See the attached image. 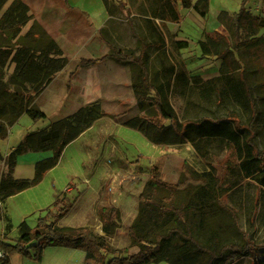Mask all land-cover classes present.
I'll use <instances>...</instances> for the list:
<instances>
[{
	"label": "trees",
	"instance_id": "1",
	"mask_svg": "<svg viewBox=\"0 0 264 264\" xmlns=\"http://www.w3.org/2000/svg\"><path fill=\"white\" fill-rule=\"evenodd\" d=\"M100 1L109 16L125 14L132 30L131 11L134 9L145 17L150 42H145L133 31L137 37L138 55L135 50L111 46L108 55L82 59L79 65L112 58L137 66L138 73L131 79V89L140 115L125 119L123 126L138 132L152 145L188 144L203 167L198 170L183 162L173 185L161 181L156 166L150 168L149 180L138 197L137 215L127 228L130 242L136 248L134 252L113 249L106 240L119 228L117 208L99 210L104 238H93L86 227L57 225L71 209L66 198H61L36 219L34 227L22 222L18 241L10 242L0 236L3 254L0 264H12V257L18 254L40 263L48 247L81 250L83 264H241L244 259L246 264H264V151H260L254 142L258 113L245 74L242 70L234 77L222 72L221 76L204 81L198 76H190L184 66L180 67L181 62L165 65L164 49L168 45L176 56L189 46L188 41H178L170 36L166 24L180 22L178 7L192 9L205 19L210 0H197L194 4L191 0ZM261 1L264 4V0ZM6 4L7 8L1 13ZM246 4L247 0H242L238 12L230 15L221 11L217 16L237 52L242 45L250 48L254 41L262 40L256 36L264 29V17L253 16ZM156 23L158 27H155ZM27 25L28 29L22 33ZM99 34L105 39L103 29ZM219 40L216 35L199 40L201 56L227 54L229 49L219 50ZM147 50L155 51L161 66L152 73ZM67 63L57 43L34 19L24 2L0 0V141L8 137L10 129L23 115L34 123L46 119L35 100ZM73 75H69V80ZM188 89L195 91L201 105L237 106L248 116L246 124L241 123L235 111H227L219 118L179 119L169 94L174 90L178 96L187 99ZM104 116L100 103H90L41 129L26 132L14 153L22 156L51 152L50 157L35 163L33 182L38 183L57 165L64 148ZM124 116L111 117L119 121ZM223 150L228 151L233 160L219 162L222 169L218 171V164H213L210 156ZM223 173L229 176L223 178ZM241 214H247L248 222L253 224L252 232L238 228ZM255 221L259 223V229L255 227ZM260 236L261 240H257Z\"/></svg>",
	"mask_w": 264,
	"mask_h": 264
},
{
	"label": "rangeland",
	"instance_id": "2",
	"mask_svg": "<svg viewBox=\"0 0 264 264\" xmlns=\"http://www.w3.org/2000/svg\"><path fill=\"white\" fill-rule=\"evenodd\" d=\"M11 1V0H10ZM75 3V6L80 10L87 11L92 15L93 18L99 20L101 19L102 5L99 0H72ZM242 0H210L208 15L205 22H199L194 19L190 14V9L181 10L183 16V21L181 25V31L175 27L177 36L176 39L182 41H188V48L181 50L179 56H176L175 53L171 50L168 45L164 49L166 56V64L181 62L182 66L187 67V73L190 76H198L202 80H209L215 77L221 76L222 72L226 75H232L234 77L243 70L245 77L247 79L248 85L251 88L252 97L255 100L256 111L258 113L256 122L254 124L255 129V138L254 142L257 148L260 151H264V29H261L257 34L256 38L262 39L260 41H254L250 48H247L246 45H242L239 48V51L233 50V42L230 34L225 29H220L222 33L217 32L218 21L217 16L221 11L227 12H238ZM9 4V3H8ZM8 4L4 6L1 13L7 8ZM252 15L264 17V4L261 0H247L245 6ZM135 12V11H134ZM134 22V30L139 36H143L145 42L147 36L144 34V31L141 30V24L137 22L136 17H132ZM110 23H113L117 28V31L121 34V41L124 40V33L128 31V25L125 20V16L122 13H118L115 19H112ZM107 26H110L108 24ZM29 25L23 28L22 33L26 32ZM122 32V33H121ZM180 32L181 35H178ZM206 32H210V36L219 37V50L224 51L229 49V52L223 56H201L200 49L197 45L199 40H205ZM168 39H170L167 36ZM217 39V38H216ZM135 44L133 45V47ZM136 51L138 50V45L135 46ZM148 56L151 58L149 61V70L152 73L157 67V54L153 50L148 51ZM183 62H186L184 64ZM11 69H9V72ZM261 86V87H260ZM189 96L182 98L177 95V91L169 94V100L173 107L178 113L179 119H194L195 117H209V118H219L226 115L227 111H235L240 118L242 124H246L247 115L245 112H242L237 106H232L228 104L225 108L222 106H216L215 103L211 104H200L199 98H197L194 90L188 89ZM189 105H188V103ZM66 106V105H65ZM118 109V108H117ZM124 109V108H122ZM48 113V118L52 117L53 113H56L46 109ZM110 113L116 111L115 108H108ZM131 111V110H130ZM107 121V122H106ZM112 117L111 115H106V118L103 119V122L98 124L95 128L94 135L95 137L100 136L101 145H105L107 142L110 146H122V142L119 139L118 135L122 137L125 141L130 143V146L125 145L121 150L126 152L124 154H112L108 152L107 154H102L100 156V166L96 174L87 178L86 180L77 181L74 180V186H78L79 189L73 190L70 196V199L67 203L71 206L70 212L58 222L59 227H71L79 228L86 227L89 230V234L93 238L103 237L104 234L101 229V221L99 217V210L102 208L115 207L114 199L118 202V206L121 209L120 213V223L119 228L116 231V234L112 238H106L109 246L113 249L126 250L127 252H134L136 250L130 242V239L127 234V224H129L132 218L128 216L135 209H138V197L142 192L141 186L144 181L147 182L149 178V168L150 166V156H152L155 149L146 141L139 137V135H134L133 131L122 128L118 129L116 126L113 127L111 124ZM115 123V122H113ZM45 124L34 123L30 120L29 117L23 115L18 123L14 125L10 131L8 137L0 141V154H8L9 148L18 144L23 138L26 132L35 131L38 128L45 126ZM120 124V123H119ZM117 130V132H116ZM134 136L135 138L133 139ZM138 138V139H137ZM127 142V143H128ZM146 142V143H145ZM126 143V144H127ZM148 144V145H147ZM89 145V144H88ZM87 145V146H88ZM149 146V149L147 147ZM128 148V150H124ZM131 148V149H130ZM138 149L146 158L141 159V163L144 165V169H139V172L133 173V168L138 163L135 159L137 158L132 154L134 149ZM153 150V151H152ZM169 155H164L160 158L158 163L155 165L159 168L160 178L165 181H172L175 179L174 175L170 170L179 169L180 165L185 162L189 166H192L198 170H201L203 167L202 162L195 156L192 149L188 145H181L173 148H169ZM230 153L223 150L215 156H210L213 164H218L221 161L230 160ZM121 158V160H119ZM139 159V158H138ZM60 167L55 171L54 176L59 180V184L62 183L66 185L65 175H77L78 172H82L81 165L84 163V170L87 171V168L92 167L94 162L89 161V155L86 149L80 150L76 146H72L65 154H63V159ZM231 159L230 161H232ZM179 161H182L179 163ZM174 162V163H173ZM180 164V165H178ZM218 164L216 169L221 171V165ZM24 168L22 173L25 175ZM116 171H119L117 174ZM178 173V172H177ZM223 178L228 177V174H222ZM70 176V177H72ZM145 182V183H146ZM145 185V184H144ZM117 189L119 191L115 194L112 190ZM69 186L66 188V193L69 191ZM43 193V192H42ZM39 191L35 192H26L20 195L17 199H14L12 202L15 204L16 209L10 208L8 203L3 202V208L5 214H8L9 217L14 221L12 224H15L21 215L26 216V223L29 226H33L36 223V219L43 215L44 212L40 215L34 216L33 206L35 201L40 197ZM125 198L124 203L122 198ZM106 200H109V204ZM135 219V218H134ZM134 221V220H133ZM132 221V222H133ZM253 224L248 222L247 214H241L238 216V228L248 232L253 231ZM255 227L260 228L259 223L255 221ZM250 228V230H249ZM261 236L257 240H261ZM8 240V239H7ZM12 242V240H8ZM256 253H254L255 256ZM84 253L81 250L70 249L66 247H48L43 252L42 261L40 263L32 261L22 255H14L12 257V264H83ZM155 264V263H153ZM156 264H168L165 262L156 263ZM241 264H246V259L241 261Z\"/></svg>",
	"mask_w": 264,
	"mask_h": 264
},
{
	"label": "crops",
	"instance_id": "3",
	"mask_svg": "<svg viewBox=\"0 0 264 264\" xmlns=\"http://www.w3.org/2000/svg\"><path fill=\"white\" fill-rule=\"evenodd\" d=\"M24 2L28 8L30 14L34 17V19L48 32V34L54 39L57 43L58 47L61 49L63 54L68 60V63L64 70L56 75L53 80L49 83L46 89L41 93L39 97L36 98L35 104L36 106L46 115V119L44 121L37 122L38 124L48 125L51 122H55L60 120L77 109L86 106L93 102H98L102 106L103 111L106 115H120L125 114L123 118L119 121L111 122L113 127L116 126L118 129L124 128L123 121L128 118H132L140 115V112L136 106V100L133 95L131 89V79L138 73L137 66L131 63H120L112 58H108L99 63H93L87 66L79 65L80 60H89V59H98L105 55H108L111 51V46L117 49H126V50H135V46L138 43L137 37L135 36L137 33L134 30V22L132 17L137 18V22L141 24V30L144 31V34L147 36V40L149 35L146 30V25L144 23L145 17H142L136 13L133 9L129 16L132 24L133 30L129 27L128 22V31L124 33V40L120 38V33L117 31V28L113 23H110L112 19L117 17V14L113 16H109L106 12L104 6L102 5L101 19L97 20L92 17L90 13L87 11H82L75 6L74 1L72 0H21ZM126 1V0H121ZM197 0H191L194 4ZM210 4V3H209ZM129 5H127L128 7ZM247 9V8H246ZM185 10V9H183ZM188 10V9H186ZM248 10V9H247ZM135 11V12H134ZM191 16L199 22H205V19H202L194 10L190 9ZM249 11V10H248ZM178 12L180 14L181 20L178 24L167 23L166 28L170 36H177L176 32L181 31V25L183 21V16L181 14L180 7H178ZM227 12V11H225ZM220 13V12H219ZM230 15H233L236 12H227ZM125 16V14H124ZM255 16V15H253ZM126 20V18H125ZM110 24V26H107ZM217 32L222 33L220 29H224L218 23ZM158 23L155 24V27H158ZM175 27L178 30H175ZM105 31V39H102L99 30ZM135 32V35L133 34ZM122 33V32H121ZM206 36H210V32H206ZM178 35H181L180 32ZM143 38V36H142ZM180 41V40H178ZM187 41V40H186ZM150 42V40L148 41ZM147 42V43H148ZM135 46L133 47V45ZM181 53V52H180ZM139 54V50L136 51V55ZM148 55V50L146 51ZM151 60L149 58L148 62ZM155 70L160 69L159 66ZM150 64V62H149ZM186 64V62H184ZM186 70L187 67H185ZM74 73L73 77L69 80V75ZM69 85V89L67 86ZM66 105V106H65ZM108 108H115L116 111L110 113ZM118 108V109H117ZM124 108V109H122ZM46 109L50 111H56V113L52 114L51 118H48V113ZM131 110V111H130ZM106 116L100 118L95 121L93 125L84 133H82L78 138L69 143L63 150L60 160L57 165L49 170L41 181L38 183L33 182L34 175V166L35 163L39 160L48 158L51 156V152H43V153H29L22 156H17L14 153V149L17 146L14 145L9 148L8 154L1 153L0 159V208H1V220H0V236L6 238L8 240H12V242H16L19 239V226L22 222L26 220V216L21 215L20 219L15 223L8 214H5L3 208V202L8 203L10 208L16 209L13 204V200L17 199L20 195L26 192H35L39 191L40 197L35 201V204L32 205L34 216H38L45 212L53 202L57 199L66 198V201L70 199L71 193L73 190L79 189L78 186H74L75 182L86 180L87 178H91L94 174L97 173L100 166V156L102 154H107L111 152L112 154H124L126 156V152L121 150L125 145L130 146L128 141L122 139L121 136L118 135L121 140L122 146H114L109 145L105 142V145H101L100 136L95 137L94 130L96 126L103 122V119ZM107 122V121H106ZM120 123V124H119ZM45 125V126H46ZM43 126V127H45ZM41 127V128H43ZM38 128V129H41ZM126 128V127H125ZM128 129V128H127ZM131 130V129H129ZM133 131L134 135H139L143 140L149 143L141 134ZM117 132V130H116ZM133 139L135 138L134 136ZM138 139V138H137ZM128 142V143H127ZM145 142V143H146ZM127 143V144H126ZM89 144V145H88ZM147 144V145H148ZM80 150L86 149L89 155V161L94 162L92 167L87 168V171L84 170V163L81 165L82 172H78L77 175H65L66 185L63 183L60 185L59 180L54 176L55 171L60 167L63 159V154L72 146H76ZM88 145V146H87ZM188 145V144H183ZM155 149L150 159V166H156L159 159L164 157V155H169V148H175L177 146H164V145H152ZM189 146V145H188ZM190 147V146H189ZM131 149V148H130ZM149 149V146L147 147ZM191 149V148H190ZM124 150H128L124 148ZM153 151V150H152ZM137 158L135 159L138 163L133 168V173L139 172V169H144V165L141 163V159L143 160L145 157L144 154L141 153L138 149H134L132 152ZM139 158V159H138ZM121 160V158H119ZM182 161H179V163ZM174 163V162H173ZM180 165V164H178ZM150 167V168H151ZM157 167V166H156ZM23 168L25 169V175L22 173ZM149 168V169H150ZM158 168V167H157ZM150 171V170H149ZM159 171V168H158ZM115 172L118 174L119 171ZM160 172V171H159ZM174 175L175 179L172 181H165L161 179L162 182L173 185L177 182L179 177V169H175L173 165V169L170 170ZM178 172V173H177ZM160 174V173H159ZM72 176V177H70ZM150 177V173L148 175ZM149 178L147 179V181ZM143 182L141 188H144ZM69 186V191L66 193V188ZM143 190V189H142ZM115 194L118 193L117 189L112 190ZM43 192V193H42ZM125 198H122V202L124 203ZM109 204V200H106ZM118 202H121L119 198L117 201L114 199L115 208L121 211L118 206ZM71 210V209H70ZM70 212V211H69ZM68 212V213H69ZM121 213V212H120ZM137 215L136 209L131 212L128 218H134ZM132 221L127 224V228L131 225ZM26 222V221H25ZM36 224V223H35ZM29 226V227H34ZM69 227V226H68ZM80 228V227H79Z\"/></svg>",
	"mask_w": 264,
	"mask_h": 264
},
{
	"label": "built area",
	"instance_id": "4",
	"mask_svg": "<svg viewBox=\"0 0 264 264\" xmlns=\"http://www.w3.org/2000/svg\"><path fill=\"white\" fill-rule=\"evenodd\" d=\"M3 257V254L0 252V258H2Z\"/></svg>",
	"mask_w": 264,
	"mask_h": 264
}]
</instances>
